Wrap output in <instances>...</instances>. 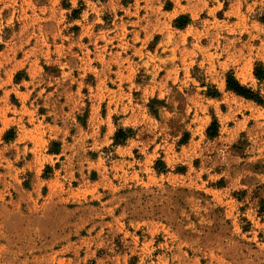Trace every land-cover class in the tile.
Here are the masks:
<instances>
[{"label":"rangeland","instance_id":"obj_1","mask_svg":"<svg viewBox=\"0 0 264 264\" xmlns=\"http://www.w3.org/2000/svg\"><path fill=\"white\" fill-rule=\"evenodd\" d=\"M257 69L264 0H0V264H264Z\"/></svg>","mask_w":264,"mask_h":264},{"label":"trees","instance_id":"obj_2","mask_svg":"<svg viewBox=\"0 0 264 264\" xmlns=\"http://www.w3.org/2000/svg\"><path fill=\"white\" fill-rule=\"evenodd\" d=\"M255 76L259 80H264V69L255 70ZM226 85L228 90L234 92L235 94L245 97L247 99L253 100L259 104L264 103V97L253 89L243 85L234 75V73H229L226 79ZM219 133V124L217 120H214L210 127L208 128V136L216 137ZM123 135V136H121ZM122 138H127V135L123 134V131L120 130L116 135V140L119 141Z\"/></svg>","mask_w":264,"mask_h":264}]
</instances>
